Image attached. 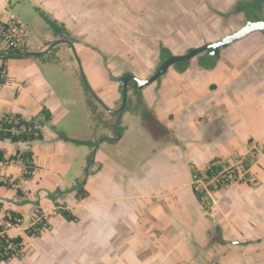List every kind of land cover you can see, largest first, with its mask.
<instances>
[{"label": "crops", "instance_id": "1", "mask_svg": "<svg viewBox=\"0 0 264 264\" xmlns=\"http://www.w3.org/2000/svg\"><path fill=\"white\" fill-rule=\"evenodd\" d=\"M19 1L0 0V20H17L25 25L30 30L28 50L44 55L7 62L8 79L0 84V117L19 113L29 119L46 106L52 112V120L43 126V141L30 146L0 142L6 157L17 150H33L37 166L33 178L21 179L23 166L20 163L0 164V176L11 181L20 179L19 186L30 194L28 199L32 202L31 194L37 198L33 204H39L47 215L50 228L43 230L40 236H33L37 239L28 257L25 252L22 259L0 264H264V31L252 32L223 48L212 69L199 66L194 57L186 70L179 71L173 65L165 75L141 90L146 108L156 122L169 130L173 139L160 136L151 128L148 119L138 112L136 98H132V105L120 116L119 124V118L113 117L116 113L101 106L107 128L100 137L107 139L97 148L91 173L86 178L89 195L77 200L72 191L58 199L72 210L78 221H68L57 213L55 202L48 195L58 188L75 187L85 171L74 175L75 183L70 186L59 185V176L70 171L80 145L58 138L54 117L57 111L65 114L67 109L55 95L39 64L59 63L77 56L92 89L110 108L121 105L118 106L120 83L111 79V65L97 63V51L84 45L85 40L97 45L90 39L92 35L86 36L80 27L84 19L89 18L85 9L92 12L97 9V3L101 6L105 3L122 10V19L115 17L112 23L130 22L138 25L140 31L148 25L145 32L148 39L156 41L158 48L162 43L171 49L166 42L170 39L168 31H172L170 24L192 23L193 19L197 23L198 9H208L213 18L228 25L230 16L226 18L225 13L241 0H182L184 5L181 1L175 3L177 0H171L169 5L164 4L167 0H28L42 18L33 21L32 27L23 22L19 13L4 18L5 11ZM171 5L173 8L168 7ZM134 8H138L139 19L133 17ZM169 8L178 14L168 12ZM192 8L194 11L190 10ZM38 9L63 25L74 41L56 33ZM239 14L245 18L241 28L251 17ZM179 25L174 28V34H180ZM60 38H68L74 48L60 43L47 50ZM128 70L147 78L135 68ZM89 108L94 116V108ZM125 116L126 119L138 117L139 134H143L141 142L144 141L145 150L148 149L132 164L127 163L128 151L124 150L130 147L124 145L130 125L126 122L123 130ZM100 139L83 140L90 149L87 161ZM41 144L46 148L45 154L37 150ZM253 144L259 146V153L250 172L255 174L257 182L231 183L209 193V209L206 210L193 190L192 170H204L214 158L243 159ZM37 154L42 164L36 160ZM52 178L57 179L54 184L49 183ZM15 196V189L0 186V202H5V208H8L5 199ZM23 203H14L8 209L22 213V226L27 221ZM33 212L34 208L28 212L30 218ZM27 227L8 232L22 235L25 243L29 237L24 232Z\"/></svg>", "mask_w": 264, "mask_h": 264}, {"label": "rangeland", "instance_id": "2", "mask_svg": "<svg viewBox=\"0 0 264 264\" xmlns=\"http://www.w3.org/2000/svg\"><path fill=\"white\" fill-rule=\"evenodd\" d=\"M16 1L17 0H13V3ZM178 1H181L183 4L182 0H177L175 3L178 4ZM170 2L171 0H167L164 4L169 5ZM109 6H106L105 3H102V6L100 3H97V9L92 10V12L90 11L91 13L85 9V11L88 12L86 14H89V18L84 19V24L80 25V27H82V30H85L84 33L86 36L92 35L93 38L90 39L92 42H96L97 45L93 46L87 40H85L87 43H84V45L93 49L94 51H97V63L101 62L106 66L109 64L111 65V69L113 70H110V74L115 77V80L119 76L124 75L126 72H130L128 69L134 68L137 69L141 75L148 77L157 68L159 63L158 55H160V48H158L156 41L149 40L148 34L145 33L146 31L148 32V25L143 26V31H140V27H138V25L130 24V22L128 24L121 22L114 24L112 23V20H114L115 17L122 19L124 12L122 10H117L113 6ZM172 6L173 5L168 7ZM250 7L251 19L259 20L257 19L261 17L259 12L253 11L255 9L253 8L254 6L251 5ZM172 8H169L167 11L177 12ZM137 9L138 8H134L133 17L138 16ZM190 10L194 11L193 8ZM198 11L199 16L197 23L196 19H193L194 21L192 23L188 22L185 24L183 23L182 25L174 23L169 25L172 26V31H168L167 36L170 39H167L166 42L171 47V49L168 48L170 52H185L191 44H194L192 46H197L207 42L215 41L217 40L216 38L226 35V32L230 33L237 30L245 22L244 16L239 14L237 16H230V18L227 20L229 21L228 25H225L217 17L213 18V15L210 14L208 9H198ZM13 13H19L23 22L25 24H29V27H32L33 21L36 19L38 21L42 20L28 0H20L19 3L17 2L13 8L7 9L5 11L4 18H9ZM167 16L169 15L167 14ZM93 17H95L93 19L95 23L92 20ZM168 18L170 19V17ZM178 25L181 27L182 33L180 32V34H174V28H178ZM209 38H213L214 40ZM61 45L65 47L67 46L66 43H61ZM99 57H101V59ZM39 66L42 74L51 85L55 95L63 101L64 107L67 109L65 114H63L62 111L56 112L54 124L52 123L56 130L58 132H65L68 136L76 139L86 141L95 140L96 138L97 140L100 139V133L107 128L105 126V122L107 121L105 119L106 114L101 108L102 105L90 96L83 84L84 80L82 81L81 79V69L83 68L81 67L78 57L73 56L69 59H63L59 63L44 62L39 64ZM116 81L119 82V79ZM89 107L94 108V116L90 114L91 111ZM113 117L115 118L116 115H113ZM125 119L126 116L122 120L123 130L126 122L130 123V125L127 127L128 129H126L127 137L124 140V145H129L130 147L124 150L128 151V157L126 158L127 163L132 164L135 159L140 156L141 152H145L148 149L145 150V142H141L143 134H139L140 129L138 127V117L131 116L130 118H127L126 120ZM46 133L47 137H49L48 130H46ZM105 143L106 142H104L103 145H105ZM71 145L74 144L72 143ZM142 147L144 150H142ZM112 148H114V146H112L111 149ZM40 149L43 154H45L44 151H46V148L43 145L37 148V150ZM119 149L117 150L119 151ZM89 150L90 149L86 144L78 146V153L72 162L73 164L70 171L64 176H59L61 179L59 181V185L65 188L66 186H70L71 184L75 183L74 175L76 176L79 173H83V171H85L88 166L87 154H89ZM132 157L134 159H132ZM36 160L39 164H42L40 163V161H42L40 155L37 154ZM55 175H57V172H55ZM56 181L57 179L52 178L49 183L54 184ZM28 194L29 193L26 190L24 198H18L15 196L14 198L5 199L6 206L8 208H5V202H0L1 223L3 222V218L6 215L9 207H11L14 203L20 205L23 200H28V202H24L22 205L26 206V209L24 208L22 211H25L24 214L26 215L27 221H24L23 226L19 225L20 227L15 226L9 228L11 229L10 231L14 229L20 231L29 225L30 213L28 214V212L33 210V206H35L33 202L37 200V198L31 194V202L28 199ZM58 217L62 218L61 216ZM12 233L14 234V232ZM36 239L33 237H28L26 240L25 252L27 257L29 254H31L32 246Z\"/></svg>", "mask_w": 264, "mask_h": 264}, {"label": "trees", "instance_id": "3", "mask_svg": "<svg viewBox=\"0 0 264 264\" xmlns=\"http://www.w3.org/2000/svg\"><path fill=\"white\" fill-rule=\"evenodd\" d=\"M255 8L253 11L259 12L261 15L260 18H264V0H241L236 3V5L228 12L225 13L226 18L229 16H233L239 13H243L246 17H251V7ZM41 16L45 19V21L49 24V26L56 32L60 33L62 37H70V33L67 29L58 23V21L52 18L49 14L38 9ZM71 41H74L71 37L69 38ZM160 55H159V63L158 66L172 53L169 51L167 47H165L162 43L159 45ZM55 49V48H54ZM44 55L43 52H33L29 51L27 47L19 48V47H2L0 46V84H5L7 82V62L10 59H23L29 57H40ZM219 56H211L209 53L200 54L197 56V63L199 66L205 69H212L215 67L219 60ZM191 59L184 60L174 65L179 71L186 70L190 65ZM157 66V67H158ZM157 69V68H156ZM155 69V70H156ZM155 72V71H154ZM130 73V72H126ZM83 81V78L81 76ZM111 79L115 80V77L111 75ZM117 80V79H116ZM83 84L88 91L84 81ZM89 92V91H88ZM122 92L123 87L120 84V93L121 99L119 100L118 106L122 102ZM90 94V93H89ZM92 97V95L90 94ZM132 98H136L137 110L140 115L144 119H148V122L153 130H155L160 136H165L167 138L173 139V135L169 132V130L161 125L159 122H156L152 112L146 108L144 104L142 91L137 87V81L130 80L128 83V99L127 106L125 110H128L132 105ZM94 99V98H93ZM106 111V110H105ZM116 117H120V113H116ZM52 120V112L51 110L43 106L42 109L36 115L31 118H26L19 113L15 114H5L0 117V142L1 141H9L11 143H23L27 145H32L37 141L44 140V130L43 126ZM117 129V126L115 125ZM120 128V126H119ZM118 131V130H117ZM58 138L65 141H72L75 144L81 145L84 144L85 141L80 139H73L68 137L65 133L59 132ZM92 147L94 146L91 145ZM92 152L89 155L88 166L89 170L85 172L84 176L78 181L77 185L71 189H56L53 192H49L48 195L55 202L57 213L61 214L68 221H78V217L72 212L70 208L67 207L65 203H61L58 201L59 198H64L68 192H75V198L77 200H82L87 198L89 195L88 190L85 188L86 178L91 173L92 163ZM222 159L214 158L209 165L204 170H199L194 168L192 173L198 174V176L204 181L208 182L207 190L206 189H196L193 186V190L198 200L204 206L206 210L209 209V199L208 192L216 191L223 186L229 185L233 183V180L226 179L223 176H220V171L222 169V164L220 163ZM253 158L247 155L243 158V165L246 169L251 167L253 163ZM20 163L23 166V173L21 179L29 180L32 179L37 166L34 162V152L32 149L28 148L25 150H17V152L9 157H6L5 150L0 148V164H15ZM87 166V167H88ZM248 177V175H247ZM218 178V180H217ZM20 179H15L11 181L9 178H3L0 176V186L6 187L8 189H15L16 196L18 198H24L25 192L19 186ZM240 183H244V180L238 181ZM23 202H28V200H23ZM1 207V203H0ZM7 223H11L14 226H19L23 223V215L19 211L9 210L3 218V222L0 223V263L1 262H9L13 259H22L25 256V243L22 235H11L8 231L10 230L7 227ZM50 224L48 222L47 215L42 211L39 204H35L34 212L30 218L29 225L25 228L24 232L29 237L40 236L41 232L45 229H49Z\"/></svg>", "mask_w": 264, "mask_h": 264}, {"label": "water", "instance_id": "4", "mask_svg": "<svg viewBox=\"0 0 264 264\" xmlns=\"http://www.w3.org/2000/svg\"><path fill=\"white\" fill-rule=\"evenodd\" d=\"M255 31H264V19L253 20V19L249 18V19H247L246 23L241 28H239L238 30L224 36L223 38H221L217 41H211V42L204 43L202 45L190 47L187 49V51L184 54L169 56L157 67L155 72L147 78H141V77H139V76H137L131 72L125 73L124 75L119 76L118 79H119V83L123 87V92H122L121 105H120V107H118L116 109L110 108L104 102V100L92 89L91 85L89 84V82L87 80V77H86L83 69H81V71H82L81 75H82V78L84 80L86 87L90 91L91 95L96 99V101H98L104 108H106L107 111L120 113V116H121L122 113L124 112L126 106H127L128 83L130 80L137 81L138 89L142 90L147 85L151 84L152 82L158 80L163 75H165L171 66H173L179 62H182L184 60H189V59H192L194 57H197L198 55L203 54V53H205V54L209 53L211 56H217L220 54V51L223 48L229 46L230 44L234 43L235 41L249 35L252 32H255ZM64 42L70 44L72 46V48H74L73 43L68 38H60V39H57L54 42H52L47 50H50L54 46H56L60 43H64ZM119 122H120V117L118 119V124H119ZM106 139H107V137H102L95 144V146L93 148V152H92V160L90 163H93L97 148L99 147L101 142H103ZM88 170H89V166L85 169V172H87Z\"/></svg>", "mask_w": 264, "mask_h": 264}, {"label": "built area", "instance_id": "5", "mask_svg": "<svg viewBox=\"0 0 264 264\" xmlns=\"http://www.w3.org/2000/svg\"><path fill=\"white\" fill-rule=\"evenodd\" d=\"M30 35V30L17 20H11L9 22H3L0 20V46L2 47H28V37ZM259 153V146L257 144L251 145L248 155L255 161ZM222 169L220 171V176L226 179L233 180V183L244 180L246 183L255 184L257 182V177L251 174L250 168L246 169L243 165V159L237 161L221 160ZM248 175V177H247ZM218 180V178H217ZM240 183V182H238ZM192 186L196 189L202 190L206 189L208 182H204L196 173H192ZM210 193V192H208ZM8 228L15 227L11 223H7Z\"/></svg>", "mask_w": 264, "mask_h": 264}]
</instances>
